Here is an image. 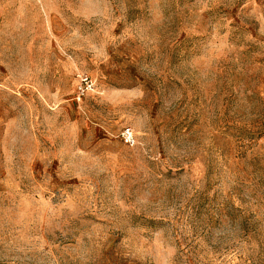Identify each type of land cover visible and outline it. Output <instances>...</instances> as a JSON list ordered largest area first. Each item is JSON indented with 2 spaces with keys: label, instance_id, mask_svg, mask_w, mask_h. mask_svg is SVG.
Wrapping results in <instances>:
<instances>
[{
  "label": "rangeland",
  "instance_id": "obj_1",
  "mask_svg": "<svg viewBox=\"0 0 264 264\" xmlns=\"http://www.w3.org/2000/svg\"><path fill=\"white\" fill-rule=\"evenodd\" d=\"M0 264H264V0H0Z\"/></svg>",
  "mask_w": 264,
  "mask_h": 264
},
{
  "label": "built area",
  "instance_id": "obj_2",
  "mask_svg": "<svg viewBox=\"0 0 264 264\" xmlns=\"http://www.w3.org/2000/svg\"><path fill=\"white\" fill-rule=\"evenodd\" d=\"M80 84L78 87V94H79V98L84 95L86 92L92 90L95 88V84L93 82V79L87 75V74H81L80 75ZM122 138L123 140L130 145H134L136 143V136L134 133L133 128H131L130 126L125 127L122 130Z\"/></svg>",
  "mask_w": 264,
  "mask_h": 264
}]
</instances>
